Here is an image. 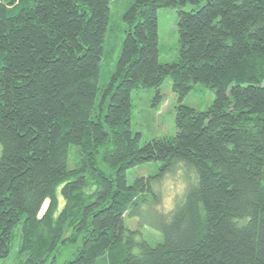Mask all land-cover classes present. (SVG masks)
<instances>
[{
	"label": "trees",
	"instance_id": "1",
	"mask_svg": "<svg viewBox=\"0 0 264 264\" xmlns=\"http://www.w3.org/2000/svg\"><path fill=\"white\" fill-rule=\"evenodd\" d=\"M111 2L0 0V259L20 237L18 264H55L73 243L65 264H264V0H132L100 85ZM161 7L178 10L173 62L159 59ZM168 76L177 131L142 145L132 92L161 97ZM198 82L215 93L206 110L184 103ZM147 161L161 172L129 184ZM178 166L187 183L155 208L158 238L134 236L126 216L158 205Z\"/></svg>",
	"mask_w": 264,
	"mask_h": 264
},
{
	"label": "rangeland",
	"instance_id": "2",
	"mask_svg": "<svg viewBox=\"0 0 264 264\" xmlns=\"http://www.w3.org/2000/svg\"><path fill=\"white\" fill-rule=\"evenodd\" d=\"M132 0H112L110 3V24L113 27L109 29L106 39V48H114L103 63L100 85H104L110 78L109 71L114 68V64L120 54L123 39L125 37L126 23L121 16L128 4ZM195 5L188 3L185 9L191 10ZM158 34H159V59L162 62H173L179 55V27L178 10L174 7H161L157 11ZM161 97H156L157 89H135L132 92V129L134 132H140V143L143 145L155 137L174 135L177 131L176 126V106L177 94L172 87L171 77H167L160 86ZM214 91L202 82L195 84L194 88L184 98V103L198 110H206L214 101ZM2 144L0 142V155ZM73 163H70L72 166ZM161 163L159 161H147L135 165L127 171V181L132 184L140 176L156 175L160 171ZM187 179L184 168L178 166L172 173L165 174L156 184L161 191V200L154 207L152 202L142 205L140 208L130 211L125 218L126 225L136 232V237L149 238V235L158 238L154 218L156 216L155 208L167 211L171 209L176 199L183 193ZM63 203V201H62ZM46 201L42 211L47 207ZM150 239V238H149ZM152 244L155 241H151ZM20 237L14 241L10 255L0 259V264H18L20 257L18 255V246ZM77 244H67L57 255L55 264H65L72 258L73 251ZM137 250V249H136Z\"/></svg>",
	"mask_w": 264,
	"mask_h": 264
}]
</instances>
